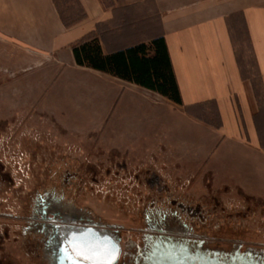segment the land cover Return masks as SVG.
<instances>
[{
  "label": "crops",
  "instance_id": "0c3cea01",
  "mask_svg": "<svg viewBox=\"0 0 264 264\" xmlns=\"http://www.w3.org/2000/svg\"><path fill=\"white\" fill-rule=\"evenodd\" d=\"M77 1L85 16L66 28L53 0H0V55L27 64L25 71L28 72L32 61L39 62L44 71L42 77L58 79L57 84L62 81L64 87L69 88L65 93L76 90L83 94H110L116 89L106 108L102 103L92 106L96 114L92 126H110L114 124L110 121L118 120V135H102V141L109 142V148H112L111 143H118L120 149L129 150L134 147L132 142H136L139 144L135 148L170 152L175 164L173 177L184 179L177 184L174 182L176 187L192 190L197 173H200L198 182L207 184L209 173L212 184L236 193L237 205H248L251 208L248 214L258 213L264 223V0ZM92 35L97 36L104 54L163 37L181 103L175 104L152 91L78 66L72 46ZM149 97L153 104L147 100ZM49 104L42 103L43 114L49 115L45 119L59 127L76 126L59 118L57 104ZM90 107L84 111H89ZM143 107L176 109L180 116L197 125H214L217 140L207 154L204 146L203 154L200 149V154H196L195 149L192 156L184 159L182 155L180 158V139L174 135L168 138V132L151 130L152 133L142 138L136 133L131 137L126 127L133 111L136 117ZM101 110L102 116L98 118ZM146 111V120L163 119L160 126L164 130L169 127L168 115L156 109L154 113ZM90 137L95 140L100 135ZM181 138L184 141L185 137ZM205 141L200 137L199 145ZM225 142L240 148L217 157L225 160L229 167L227 177L211 162ZM155 155L163 161V157Z\"/></svg>",
  "mask_w": 264,
  "mask_h": 264
},
{
  "label": "rangeland",
  "instance_id": "374dc122",
  "mask_svg": "<svg viewBox=\"0 0 264 264\" xmlns=\"http://www.w3.org/2000/svg\"><path fill=\"white\" fill-rule=\"evenodd\" d=\"M62 11L65 17L70 14L74 17L78 15L74 8H62ZM6 60L10 59L6 55H0V264H54L55 250H50L47 257L42 256V246L37 243L42 237L27 230H31L33 224L36 225L33 226L34 229L39 228L40 222L33 219L32 205L35 199L46 191L55 194L64 192L68 197L74 196L78 205L87 208L95 218L107 224L122 225L126 230L121 236L124 241L121 242L122 249L124 252H134L135 248L140 247V239L131 237L127 231H130V228L143 227L142 211L147 207V200L151 197L155 200L158 198L155 191H149L145 185L138 184L134 179V174L138 173L143 177L146 171L155 172L163 182L168 183V194L171 197L205 200L208 211H212L210 214L213 215L208 222V232L212 235L223 239H240L244 241L243 249L249 247L255 251H264L262 216L258 213L248 214L251 208L246 204L237 205L239 199L236 198V193L230 192L229 189L222 190L215 183L212 184L209 173L207 179L205 178L207 184L198 182L200 173H197L192 190L182 189L174 185V182L177 184V181L182 182L184 179L176 180L172 175L175 165L171 158L172 153H156L149 149L142 150L139 146L135 148V145L139 144L136 142H132L134 147L128 148L129 150L120 149L118 143H111L112 148H109V142L102 141L103 134L118 135L120 126L118 120L110 121L114 123L110 126H92V120L96 117L92 106L97 107L102 103L106 108L116 89L111 90L110 94H83L76 90L65 93L69 88H65L62 81L57 84L58 79L42 77L44 71L42 72V64L39 66V62L32 61L31 71L28 72L25 71L28 69L27 64L14 60L7 63ZM79 80L84 81L80 77ZM52 85L56 87L52 88ZM49 89L55 90L48 91ZM258 98L261 99V95ZM147 100L153 104V99ZM43 102H49V106L57 104L60 110L59 118L65 123H76V126L59 127L45 119L47 116L49 118V115L43 114ZM88 106H91V109L84 111ZM155 109L168 115L169 127H166V130L160 126L165 120H146V110L154 113ZM155 109L140 108L136 117L133 111L130 124L126 127L131 137L136 133L142 138L144 134L152 133L151 130L155 133L159 130L168 132V138L174 135L180 139V158L183 156L184 159H187L188 155L192 156L195 149L198 151L196 154H200V151L203 154L204 146L206 154L211 150L217 140L214 136V125H197L180 116L176 109ZM101 116L102 110L97 117ZM150 124L153 126L150 127ZM88 131L91 133H87ZM92 132H95L96 136L100 135V138L95 137L94 140L90 137L94 135ZM78 133H82L80 138ZM87 137L91 139L89 143ZM181 137H185L184 141ZM200 137L206 140L205 144L203 142L199 145ZM239 149L232 142H225L216 157L211 160L212 165H218L227 177L229 167L225 165V160L219 161L217 157L223 152ZM155 154L163 157V161H160L159 157L157 159ZM122 159L128 167L126 175L116 172L115 165ZM67 169L74 170L72 173L76 179L74 177L68 180L67 186L61 189V176ZM159 198L164 200L167 195L161 194ZM162 204L163 202L159 203L160 209H163ZM218 219L222 220L219 221L221 233L213 231V225ZM217 247L228 251L230 244L223 242L217 244Z\"/></svg>",
  "mask_w": 264,
  "mask_h": 264
},
{
  "label": "flooded vegetation",
  "instance_id": "af4514ba",
  "mask_svg": "<svg viewBox=\"0 0 264 264\" xmlns=\"http://www.w3.org/2000/svg\"><path fill=\"white\" fill-rule=\"evenodd\" d=\"M115 167L119 175L121 173L126 175L128 172L124 159L121 162H117ZM72 172H74L72 169L63 171L60 183L61 189L67 186L68 180L74 177L76 179ZM146 172L143 177L138 173L134 174V179L138 184L145 185L149 191H155L158 198L155 200L154 197H151L147 200V207L142 211L143 227H134L127 231L128 234L132 235L131 237H139L140 239V247L135 248L134 252L129 253L128 250L124 252L122 249L121 242L123 240L121 236L126 231L122 225L107 224L102 222L101 219L95 218L87 208L78 205L76 199L73 198L74 196L68 197L64 192L55 194L46 191L39 195L32 205L34 210L33 219L40 222L39 228L34 229L33 226L36 225L33 224L31 230L27 229L30 231L29 233H37L42 237L41 241L37 242L42 246V256L47 257L48 253L50 254V250L54 249L55 264L63 238L70 232L81 228H93L112 236L118 241L120 250L114 264H145L144 259L148 256L152 244L159 239L166 238H172L173 241H186L190 251L233 252L239 250L243 252L253 250L249 249V247L243 249V240L234 238L223 239L208 232V228H210L208 222L211 221L213 215L210 214L212 211H208L205 200L201 198L192 200L186 197L183 199L171 197L168 194L167 183L163 182L155 172ZM75 186L76 183L73 187L75 188ZM164 193L167 198L163 200L159 197ZM139 198L140 200L142 199L140 195ZM161 202H163V209H160L159 206ZM39 209L40 213H38ZM219 221L221 222L222 220L218 219L217 223L213 225V231L216 233L222 232ZM223 242L230 244L228 251L217 247V244Z\"/></svg>",
  "mask_w": 264,
  "mask_h": 264
},
{
  "label": "trees",
  "instance_id": "16d2710c",
  "mask_svg": "<svg viewBox=\"0 0 264 264\" xmlns=\"http://www.w3.org/2000/svg\"><path fill=\"white\" fill-rule=\"evenodd\" d=\"M53 0L57 14L68 28L84 18V12L77 0ZM60 4V5H59ZM62 8H74L77 16H64ZM67 13H72L67 11ZM75 63L146 90L180 104V94L171 67L163 37H155L147 43H139L107 54L102 52L97 36H89L72 46Z\"/></svg>",
  "mask_w": 264,
  "mask_h": 264
},
{
  "label": "water",
  "instance_id": "95a60500",
  "mask_svg": "<svg viewBox=\"0 0 264 264\" xmlns=\"http://www.w3.org/2000/svg\"><path fill=\"white\" fill-rule=\"evenodd\" d=\"M119 243L93 228H81L63 238L55 264H114ZM145 264H264V251H190L187 242L159 239L150 248Z\"/></svg>",
  "mask_w": 264,
  "mask_h": 264
},
{
  "label": "snow or ice",
  "instance_id": "6c2138e0",
  "mask_svg": "<svg viewBox=\"0 0 264 264\" xmlns=\"http://www.w3.org/2000/svg\"><path fill=\"white\" fill-rule=\"evenodd\" d=\"M107 264H111V261H108Z\"/></svg>",
  "mask_w": 264,
  "mask_h": 264
}]
</instances>
